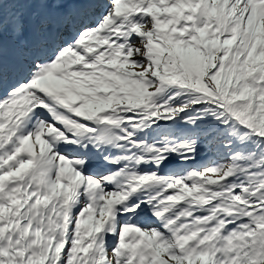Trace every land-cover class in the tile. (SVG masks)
<instances>
[{"label":"snow or ice","instance_id":"snow-or-ice-1","mask_svg":"<svg viewBox=\"0 0 264 264\" xmlns=\"http://www.w3.org/2000/svg\"><path fill=\"white\" fill-rule=\"evenodd\" d=\"M0 264H264V0H0Z\"/></svg>","mask_w":264,"mask_h":264}]
</instances>
